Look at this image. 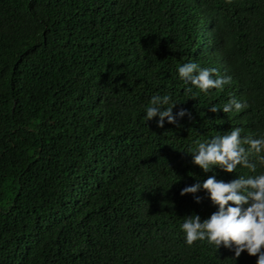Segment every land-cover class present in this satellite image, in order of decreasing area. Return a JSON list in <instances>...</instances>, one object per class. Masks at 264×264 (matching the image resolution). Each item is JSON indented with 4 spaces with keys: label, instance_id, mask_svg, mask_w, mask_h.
Returning a JSON list of instances; mask_svg holds the SVG:
<instances>
[{
    "label": "trees",
    "instance_id": "1",
    "mask_svg": "<svg viewBox=\"0 0 264 264\" xmlns=\"http://www.w3.org/2000/svg\"><path fill=\"white\" fill-rule=\"evenodd\" d=\"M189 62L231 82L202 92ZM231 99L248 107L210 111ZM234 128L264 138V0H0V264H257L182 230L218 211L209 177L264 174L255 153V172L193 163Z\"/></svg>",
    "mask_w": 264,
    "mask_h": 264
},
{
    "label": "clouds",
    "instance_id": "2",
    "mask_svg": "<svg viewBox=\"0 0 264 264\" xmlns=\"http://www.w3.org/2000/svg\"><path fill=\"white\" fill-rule=\"evenodd\" d=\"M178 73L180 79L190 82L205 93L209 89L223 90L224 85L231 82V77L213 79L217 69H201L194 62L180 66ZM170 99L169 95L153 96L151 106L146 109L145 119L149 121L158 116L157 126L160 128L164 127L165 119L169 124H177V117L173 115L176 104L163 107L169 105ZM247 107L246 103L231 99L222 109L213 105L210 111L217 113L222 110L226 114L233 109L240 112ZM185 115L190 117V113L183 109L177 114L180 118ZM241 131L240 128H234L228 134L217 135L210 141H198V151L193 154V163L205 172L217 166L227 173H233L238 165L255 172L256 164L250 162L249 157L253 153L257 154L259 162L264 165V155H259L264 151V138L253 139L249 136L241 139ZM243 145L249 147L246 149ZM202 188L209 194L211 202L218 206V211L203 222L199 215L184 219L182 230L186 234V244L191 246L196 241L207 240L217 249L221 245L227 249L234 247L237 258L245 251L249 256H258L257 264H264V174L248 178L240 176L227 183L211 176L203 183ZM200 190L201 185L195 184L185 187L180 195H195ZM200 202V198L196 197V203Z\"/></svg>",
    "mask_w": 264,
    "mask_h": 264
}]
</instances>
